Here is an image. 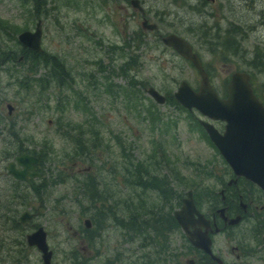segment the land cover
<instances>
[{"label":"rangeland","instance_id":"374dc122","mask_svg":"<svg viewBox=\"0 0 264 264\" xmlns=\"http://www.w3.org/2000/svg\"><path fill=\"white\" fill-rule=\"evenodd\" d=\"M130 1L0 0V264H42L26 241L40 226L51 264H184L191 257L175 231L161 261L147 258L154 242L125 219L138 200L157 202L160 192L139 181L168 177L178 209L188 189L200 198L227 166L199 123L209 119L174 96L183 80L197 90L199 73L161 36L190 42L220 96L232 71L251 74L264 93V0H139L143 13ZM143 18L156 29H143ZM38 19L42 55L35 57L17 37ZM52 57L65 75L59 81L50 78ZM150 86L164 103L147 94ZM81 139L87 149L77 147ZM22 152L41 159L42 177L30 186L5 168ZM97 206L108 219L101 228L92 220L89 234L83 220L94 219ZM25 210H39L28 225L18 222Z\"/></svg>","mask_w":264,"mask_h":264},{"label":"water","instance_id":"95a60500","mask_svg":"<svg viewBox=\"0 0 264 264\" xmlns=\"http://www.w3.org/2000/svg\"><path fill=\"white\" fill-rule=\"evenodd\" d=\"M130 3L132 7L143 13L139 0H131ZM141 26L148 30L156 27L147 19L142 20ZM41 36V20L38 19L34 31L24 30L18 34L17 39L24 46L40 52L42 51ZM161 40L179 55L190 60L200 75L197 90L183 80L174 92L175 98L189 111L196 109L210 120L225 122V129L221 133L212 122L199 119L209 139L218 148L234 173L264 188V105L253 93L248 74L243 71H234L226 85L227 95L222 98L210 83L198 55L192 51L190 44L184 38L176 34H167ZM146 92L158 104L166 100L164 95L151 86ZM6 106L10 114L13 107L10 103ZM39 163L38 157L29 153H21L7 163L6 170L16 179L26 180L28 176L40 175L35 171V165ZM195 211L191 191H187V197L182 206L174 211V217L178 224L187 227ZM36 214L24 211L19 216V220L24 223ZM83 223L86 227H90L88 218H85ZM27 243L36 245L41 251L42 264H51L52 251L49 250L46 231L42 227L27 236Z\"/></svg>","mask_w":264,"mask_h":264},{"label":"flooded vegetation","instance_id":"af4514ba","mask_svg":"<svg viewBox=\"0 0 264 264\" xmlns=\"http://www.w3.org/2000/svg\"><path fill=\"white\" fill-rule=\"evenodd\" d=\"M213 1L210 0V2ZM187 42L189 41L187 40ZM190 46L192 51L196 53L193 46L191 44ZM202 66L210 80L208 69L205 68L203 63ZM233 72L234 71L230 73L228 82ZM243 72L248 74L254 94L264 105V93H259L257 87H254L251 82V74L246 71ZM220 97L224 98L226 96ZM218 122L220 124L219 127L214 126L222 133L225 129V122ZM219 154L223 158L220 152ZM40 164L41 159L40 163L35 165V171L40 173V175L36 177L28 176L26 180L16 179L7 170L6 171L16 183H23L30 186L34 179H40L42 177V172L38 170ZM207 170L212 174L209 169ZM90 171L91 167L83 170L85 173H90ZM212 171L213 174L216 173L215 170ZM216 175L220 177L217 180L216 186L205 190L200 198L196 195V189L192 188L187 190L191 191L196 211L190 218L191 224L189 223L187 227H183L177 223V231L179 232L182 241L188 246L191 255V257L184 259V264H264V188L242 175L237 176L228 164L224 172L221 174L216 173ZM133 176L135 182V177H137L138 174L135 173ZM139 183L140 184L135 185L142 187L143 189H154L155 192L158 190V187L152 186L149 180H141ZM204 189L205 188H203V190ZM158 191L160 192V190ZM187 191L185 192V196L181 199L180 207L182 206L184 199L187 197ZM202 191L200 193H202ZM156 195L159 198V193ZM28 212L34 214V212ZM35 212L37 214L33 216L32 219L39 214V210H36ZM19 216L18 222L23 225H28L32 220L23 223L19 220ZM86 218L90 220V227L84 226L86 227V231L90 234L91 230H93L92 226H94L92 220L95 221V219L89 217ZM107 219L108 218H106V220ZM98 227H101V223ZM38 228L39 227L36 229L34 228V230L27 234V236L34 233ZM30 246H35L37 248L36 245ZM86 252H88L87 248Z\"/></svg>","mask_w":264,"mask_h":264},{"label":"trees","instance_id":"16d2710c","mask_svg":"<svg viewBox=\"0 0 264 264\" xmlns=\"http://www.w3.org/2000/svg\"><path fill=\"white\" fill-rule=\"evenodd\" d=\"M22 49L35 57L42 55V51L38 52L25 46H23ZM10 56L11 59L14 57L13 52L10 53ZM55 59H56L55 57L51 58V62L53 66V70L51 71V75H50L51 81H54V78L58 79L59 81L60 80L59 76L63 75L62 70L54 69L56 64L59 63ZM67 125L68 127L70 126L69 123H67ZM62 126H63L62 120L58 119V129H60V127ZM73 129L75 130V128ZM79 142L82 143H77V147L80 146L84 149H87L86 145L84 144L86 143L85 139H81L79 140ZM81 151L83 153L82 149ZM150 182L151 184H155V186L158 187V190H160L159 198L156 199V201L159 202L160 204L154 201L153 203L147 206L142 201H139L138 203L140 204V208L135 207V210L138 213L142 212V214L140 215L135 210H132L129 212V214H127V217L125 219H128L134 225H136L130 227L131 232L137 231L139 232L141 239L143 240L151 239L154 242L155 250L152 254H149V255H153V257H148L149 256L148 255L147 258L153 260L159 259L161 261L162 257L165 256V252L168 250V246L170 245V242L172 241V239H170V235L178 230V224L173 214L175 210L174 200L176 199L177 192L173 188V185H171V182H169L168 177L167 178L163 177V181L161 183L156 181V178L151 179ZM99 209L101 210V208L97 206V214L94 216L95 222L98 226L100 225V223L102 224V221L104 219L107 218V216H105L106 214L103 215L99 212ZM149 264H151V261L149 262ZM163 264H165V262Z\"/></svg>","mask_w":264,"mask_h":264}]
</instances>
